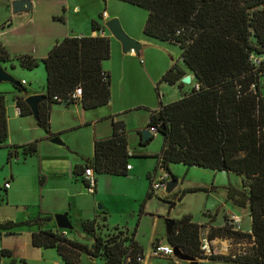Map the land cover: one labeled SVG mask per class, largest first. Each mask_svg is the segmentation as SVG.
Here are the masks:
<instances>
[{"label":"trees","instance_id":"obj_1","mask_svg":"<svg viewBox=\"0 0 264 264\" xmlns=\"http://www.w3.org/2000/svg\"><path fill=\"white\" fill-rule=\"evenodd\" d=\"M120 1L148 12L143 29L146 37L180 48L185 69L174 63L162 81L180 87L184 85L182 79L187 70L194 75L189 93L162 105L147 125L157 128V133L164 137L163 146L156 155L157 169L167 171L174 180L178 178L171 172L170 164L234 173L242 177L243 190L228 186L227 201L240 209L249 207L251 215L250 231H240L235 226L239 223L236 217L225 216L223 226H212L208 232L207 241L217 238L248 241L250 247L237 255L206 254L201 239L203 225L194 222L191 214L174 220L167 243L199 259L264 264V64L257 65L252 59L264 56V0ZM99 19H103V14ZM91 29L101 32L102 27L92 20ZM111 40L106 36L65 37L42 59L47 73V94L39 106L38 124L48 133V110L42 107L60 104L55 97L69 99L80 87L81 98L72 99L67 105L81 104L83 109L92 110L109 104L111 83L108 73L102 69V62L110 59ZM12 59L0 43V62ZM18 60L27 70L39 66V60L31 55H22ZM19 82L20 88L13 87L25 93L24 81ZM13 100L21 116H32L23 97L16 96ZM6 106L5 95L0 94V148L8 138ZM158 112L159 117L156 116ZM161 125L165 127L163 131L159 129ZM113 127L110 138L95 142L94 157L84 160L83 171L75 170L77 174L84 175L87 168H92L95 176L127 175L130 171L127 166L131 165L133 156L129 153L125 125L115 122ZM155 135L145 143L140 136V145H148ZM38 148L39 144L34 142L24 152L28 155ZM14 154L10 151L8 157ZM155 176H148L150 188ZM84 183L88 187L85 180ZM213 190L214 186L188 188L179 200L187 194ZM95 191L96 187L92 194ZM153 195L150 189L146 197L150 199ZM217 215H212V222ZM51 219L53 216L49 213H39L21 223L0 220V231L24 224L39 226L40 230L32 233V245L54 249L65 264H80L82 254L105 264L143 263L144 250L135 240L136 230L131 236L119 228L106 229L103 233L96 218L82 220L80 228L93 240L90 245L69 238L63 234L66 230H43L41 227ZM10 257V250L0 248V262Z\"/></svg>","mask_w":264,"mask_h":264},{"label":"crops","instance_id":"obj_2","mask_svg":"<svg viewBox=\"0 0 264 264\" xmlns=\"http://www.w3.org/2000/svg\"><path fill=\"white\" fill-rule=\"evenodd\" d=\"M15 0H2L0 1L3 8L2 16L0 17V43L5 47V49L10 53L11 57L13 58L11 62H0V66H6L4 69L9 72L13 77H16L19 81L25 80L22 78L24 76L23 72H34L33 70H27L20 66L18 58H14V55H21L22 54H31L34 58L39 60V66L36 68V71L32 74V77L29 81V87L26 88L25 93H19L10 83H4L5 85H1L0 87V94H4L6 97V103L8 101V96L11 97L10 104L6 106L7 112V121H8V138L3 147L0 148V152H4L3 155L0 157V210H9L10 216H4L0 220L5 221H12L14 223H21L22 222V213L26 215L30 213L28 220L33 219L39 215V213H49L50 215H54L57 213H65L68 210L67 203L70 199H74L76 194L69 192V185L73 184L74 180L77 181L80 179L84 183V177L81 174H77L76 171H83V165L85 164L84 157L86 158H93L94 157V148L95 142L99 140H104L110 138L113 134V125L115 122L123 123L125 125L127 139H128V149L129 153L132 154V158L130 159V164L132 169L127 173L126 176H119L124 178L127 186H137L136 183L140 185L141 192L143 190L144 194L142 197H146L148 192L150 191V181L148 176L153 175L152 170L145 169L144 174L146 176L145 180H141L140 178V168L137 165H132V160H146V159H157L156 154L150 152V144L143 146L140 145L132 147L130 146L128 132H127V124L126 121L120 118L121 114L125 111H128L131 106H127L126 103L128 100H124L123 95L121 98L118 97V103L115 101L109 102L108 105L99 107L92 110H85L83 109L81 104H72V105H60V104H51L50 106L47 104L43 106L42 109L48 110L49 115V125L48 131L49 133L41 126H39L38 121L34 119L33 116H21L16 112V105L14 102V97L19 96L26 99L32 95H46L47 94V73L45 71V67L42 61L47 54L49 53L50 49L58 42H60L65 37H82V36H106L112 38L110 34L105 30V32L100 31H92L90 34H83L79 32L78 24H70L69 18H64L63 16L60 19L62 20V24L65 25V29L61 34H55L52 31V27L45 24L37 25L36 24V16L34 10L37 2L39 0H30L31 2V9H21L15 12L12 8V2ZM76 6H74L73 11H76ZM31 11V13L26 14V12ZM103 13H106L104 11ZM20 17L18 27L15 26L12 22H10L13 15H17ZM107 14V13H106ZM53 15V14H52ZM59 15V14H58ZM99 15V14H98ZM58 19V18H56ZM109 19H112L107 14V19H92L98 21L101 27L105 24V22ZM91 20V21H92ZM88 28V27H87ZM86 30V29H85ZM84 31V30H83ZM102 31V30H101ZM9 32L17 34L18 36H14L10 38ZM132 37L136 38L141 43H152L149 39L144 38L142 35L138 36V38L132 34H129ZM18 42L22 46L14 47L15 50L12 49L14 43ZM28 41L29 43L24 45V43ZM164 43V42H163ZM167 44V43H165ZM112 45V41H111ZM151 45V44H150ZM164 46V45H161ZM25 48L26 50L23 52H17L19 48ZM116 48V45L114 46ZM119 48V47H117ZM141 52V51H140ZM136 55L135 53H130L128 57H120L119 62L117 63V74L120 77V82L125 81L128 77L131 76L133 67L129 62L128 59H134L139 57L140 53ZM21 53V54H17ZM20 57V56H19ZM110 60V59H109ZM105 60L102 62V69L103 71L107 72L109 75L110 83L114 84V66L111 63H107ZM174 63L172 62H165L162 61L161 66L158 62H152L149 67L146 69V76L150 80V82L156 83V90H160V86L165 88L167 93H171L172 90H178V95L171 96L168 94V100L166 103L160 101L159 106H145L148 108L150 113L149 120L153 113L159 111L162 105L169 104L171 102L177 101L181 99L185 94H188L191 86L188 89H185L184 85L180 87L176 85H170L165 81H162L163 75L172 67ZM3 65V66H2ZM134 75V72H133ZM145 76V77H146ZM191 77V83L194 81V75L189 72ZM27 83V82H26ZM25 83V85H26ZM162 83L163 85H161ZM2 84V83H1ZM165 86V87H164ZM170 86V88H168ZM172 88V89H171ZM112 91V90H111ZM264 94V90H263ZM165 97V94H163ZM162 94L159 99H162ZM144 105V104H142ZM143 107V106H139ZM70 108H73L70 111ZM12 121H17V125L12 127ZM144 128V127H142ZM140 127L135 128L140 133ZM147 128V127H146ZM145 128V129H146ZM59 137L65 145H56L51 143V138ZM142 136V135H141ZM140 140V139H139ZM37 142L39 144V148L36 152L26 155L25 149L32 143ZM10 151H13L15 154L12 158L8 157ZM86 152L87 154L83 153ZM90 153V154H88ZM192 168H199V167H192ZM143 169V168H141ZM144 170V169H143ZM171 170V169H170ZM209 170V169H208ZM155 171V170H154ZM153 171V172H154ZM213 171V170H211ZM172 172V170H171ZM213 181L212 184L209 186H188V188L194 187H215V190L210 192H197L191 194H204L206 196V202L202 209H198L196 212L193 210L189 212H183L180 216H173V220L180 219L183 215L191 214L193 216V221L197 222L200 225H203V228L206 230V235L208 236V232L210 227H221L224 225V221L221 223H217L216 220L212 222V215L214 213H218V209H222L223 217L227 216L228 218L236 217L239 223H242L244 218V210L240 209L232 205L231 203L227 202L226 197L224 196L219 203H215L214 200L210 196H215L216 191L222 190V188H226L228 186H233V184L227 182H223L220 186L216 184L217 181V173L219 171H213ZM70 174L69 178L68 175ZM225 175L229 179V175ZM234 174V173H233ZM79 175V176H78ZM104 175H111V174H99L96 176V191L93 195L95 197V203L97 204L99 201L103 205L102 209H95L93 208L92 214L87 213L85 220L96 218L98 220V224L101 226V231L104 233L108 229L119 228L120 230L125 231L130 236L135 232V240L142 246L140 240L138 239V229L140 224V219L138 223H136L135 228H128L127 226L123 225H116L112 227L109 225V214L110 212V203L107 198H101V195H104V191L102 189L105 186V182L107 177ZM116 176V175H113ZM41 177H43L41 179ZM179 181V180H178ZM8 182L10 184L9 188L3 187L4 184ZM85 184V183H84ZM179 185V183H178ZM241 185L243 187V182L241 181ZM236 188V187H235ZM241 190L239 188H236ZM227 190V189H226ZM243 190V189H242ZM225 195V193H224ZM46 197V198H45ZM49 197L51 203H49ZM185 197V196H184ZM211 198V199H210ZM143 198L139 199L142 200ZM208 200L210 204L208 205ZM213 201V202H212ZM30 203V204H29ZM136 204V203H135ZM213 205V207H212ZM246 209H249L247 207ZM148 210L145 208H141L140 215L141 220L145 216L153 215L148 214ZM34 215V216H32ZM218 216V215H217ZM70 220L72 222V218L69 214ZM102 219V220H101ZM251 219V215H250ZM158 220L155 219V226L156 229L154 230V237L152 240V247L155 243L158 242ZM82 221V220H80ZM236 224V228L240 231L247 232L251 230V227L248 230H243L240 224ZM46 225V227H45ZM43 225L41 228L43 230H58L54 219L49 220L46 224ZM105 225V226H104ZM127 227V228H126ZM29 232H16L17 230L11 229L9 231H5L4 238L8 239L9 241H3V247L1 249H8L12 252V258L16 261V257L14 256L15 249H13L12 245L14 246V240L12 238L18 237L25 239V241H21L19 247L22 250L30 251L34 257L40 258L43 256L40 251H33L37 248L32 245V233L39 231V226H32L29 227ZM107 229V230H106ZM25 233L30 236H25ZM63 234L66 235L64 232ZM207 238V237H206ZM13 240V241H10ZM75 240V239H73ZM208 240V239H207ZM224 239H215L213 241H208L209 251H206V254L216 253L221 255H237L240 252V249H236L235 253H229L228 251L224 250L225 247L221 246L218 243H222ZM232 240V239H231ZM92 241H90V245H92ZM165 241L167 242V235L165 236ZM81 242V241H80ZM83 243V242H82ZM159 243V242H158ZM167 245H169L167 243ZM239 245V244H237ZM143 248V246H142ZM44 249V248H42ZM52 250V249H51ZM144 250V248H143ZM152 250V248H151ZM145 253V252H144ZM88 256V255H87ZM145 256V255H144ZM151 257V255H150ZM91 258V257H90ZM169 259L171 264H183L178 259L174 257H165L164 259ZM21 261H27L25 255L19 256ZM94 260V258H91ZM199 264L202 262H213V263H220V264H240L235 262H224V261H213L209 259H199ZM62 260V259H61ZM63 261V260H62ZM58 264V262H56ZM142 264H150L148 263L147 259H144Z\"/></svg>","mask_w":264,"mask_h":264},{"label":"rangeland","instance_id":"obj_3","mask_svg":"<svg viewBox=\"0 0 264 264\" xmlns=\"http://www.w3.org/2000/svg\"><path fill=\"white\" fill-rule=\"evenodd\" d=\"M2 1V0H0ZM35 6V10L33 13H35L36 16V24L43 26L45 24H48V26L52 27V31L55 34H61L63 30L65 29V25L62 24V20L60 17L69 18L70 24H78L79 32H82L83 34H90L91 33V20L99 18L100 14H103L104 11L112 17L117 18L123 31L132 39L138 41L136 38L132 37L129 34H132L138 38V36L142 35L144 38H147L143 32L148 12L143 9L139 8L137 6H134L129 3L122 2L120 0H39ZM0 5L1 2H0ZM74 6H76V11H73ZM5 13V12H4ZM3 8L0 6V17L2 16ZM31 13V11L26 12V14ZM53 14V15H52ZM59 14V15H58ZM99 14V15H98ZM17 14L16 16L13 15L10 22L15 24L16 27H18V23L20 20V17ZM58 18V19H56ZM106 20V19H104ZM88 27V28H87ZM86 29V30H85ZM84 30V31H83ZM107 31L105 24L102 27L101 32ZM109 33V31H107ZM110 34V33H109ZM10 38H13L14 36H18L17 34H14L12 32H9ZM111 36V34H110ZM152 43L150 44H143V45H149L148 48L143 49L136 60L128 59L127 62H129L133 67H131L132 72L131 76L123 80V82H120V77L117 74L118 67L116 66L119 62L120 57H128L130 54H124L122 51L121 44L115 40L112 37V45H111V56L110 60L106 61L107 63H111L114 66V84L112 83L111 86V101H115V103H118V97L121 98V95H123L124 100H128L126 105L131 106L128 111H125L121 114L120 118L126 121L127 124V132H128V138L130 142V146L133 147L135 144L139 146L140 144V136L141 133L145 130L149 123V116L150 113L148 111V108L145 106H159L160 101L163 103H166L169 98L168 94L171 96L178 95V90H172L171 93H167L165 88H162L160 86L161 91L156 90V83L150 82V80L146 76V69L149 67V65L152 62H158L161 66L162 61L165 62H172V63H178L180 67L185 69V66L183 65L181 58H180V48L171 44H165L163 42H160L155 39L147 38ZM29 42L26 41L24 45L28 44ZM116 45V48L114 47ZM164 45V46H161ZM12 46V49L17 46H22L18 42L15 41V43ZM119 47V48H117ZM26 49L23 47L17 49V52H24ZM21 54V53H17ZM26 55V54H22ZM31 55V54H28ZM21 55H14V58H19ZM3 66V65H2ZM6 66H3L5 68ZM45 67V66H44ZM36 71V68H35ZM34 71V72H35ZM46 71V70H45ZM34 72H23L24 76L22 77L25 80L26 85L24 87H29V81L32 77L31 73ZM134 72V75H133ZM189 75V72L187 70L186 76ZM146 76V77H145ZM16 78V77H15ZM17 79V78H16ZM18 80V79H17ZM262 88H264V80L262 82ZM163 85L162 83H160ZM5 85L4 83L0 84ZM190 84H184L185 89H188ZM165 87V86H164ZM170 88V86H168ZM172 89V88H171ZM163 96L165 94V97L163 96L160 100L159 97ZM7 105L10 104L11 97H7ZM110 101V102H111ZM144 104V105H142ZM143 106V107H139ZM73 108H70V111H72ZM17 121H12V127L15 128L17 125ZM142 128L140 129V133H138V130L135 128ZM62 141V140H61ZM63 142V141H62ZM65 145V142H63ZM164 143V137L160 133H156L153 140L149 143L150 144V152L153 154H156L160 152L162 146ZM84 154H87L83 151ZM4 152H0V157L3 155ZM90 154V153H88ZM89 158L84 157L85 161H88ZM91 159V158H90ZM132 165L139 166L141 172H140V178L141 180H145L146 176L144 174L145 169H152V174H156V180L163 177L165 175V171L163 169H157V159H146V160H132ZM143 168V169H141ZM170 169L172 170V173L178 178L179 185L170 193L167 194L165 192V188L157 191L155 195L152 196V198L147 199V197H142L144 192L140 189V185L137 182L136 187L135 186H127L124 178L119 176H113V175H104L107 177V180L105 182V186L102 189L104 191V195H101V198L105 199L107 198L110 203V214H109V225L112 227H115L116 225H125L128 228H135L136 223H138V220L140 219L139 229H138V239L140 240L143 248H144V257L147 259L148 263L150 264H171L169 259H164L165 257H154L151 254V248H152V240L154 237V230L156 229L155 226V219L158 220V242L167 245V242L165 241V236L167 235V228H166V220L172 219L173 216H180L183 212H189L193 210L196 212L198 209H202L204 207V204L206 202V196L204 194H187L182 200H179L180 195L184 191V188L188 186H209L212 184L213 181V171L210 169H204V168H192L187 167L183 164H170ZM157 172L155 173V171ZM154 171V172H153ZM71 173H69L68 178ZM215 174V173H214ZM228 172H218L217 173V185H221L223 182H227L233 184L236 188L243 189L241 185L242 177L237 176L236 174L230 173L229 179L225 176ZM227 188V187H226ZM226 188H222V190L216 191L215 196H210L212 199H215V203H219L220 200L225 196L227 199V190ZM69 192L76 194L74 196V199H70L67 203V212L70 214L72 218V223L74 224L75 230L72 231H65L67 236L71 239H75L78 241H81L83 243H90L92 238L82 231L80 228V220H85V217L87 216V213H89L93 208H99V205L101 204L100 201L96 204L95 203V197L93 195L88 194L86 184H84L80 179L77 181L74 180L73 184L69 185ZM225 193V195H224ZM142 195V196H141ZM46 198V197H45ZM143 198L142 200H139ZM210 198V199H211ZM49 203H51L50 197H49ZM213 202V201H212ZM228 202V201H227ZM136 203V204H135ZM208 205L210 204L208 200ZM231 203V202H229ZM30 204V203H29ZM102 205V204H101ZM103 206V205H102ZM145 208L148 210V214H153L149 216L143 217L141 220L140 210L141 208ZM213 207V205H212ZM214 214L215 211H212ZM218 216H217V223H221L224 221L223 217V210L218 209ZM9 210H0V219L4 216H10ZM92 214V211L89 213ZM30 213H27L24 215L22 213V222H25L28 220ZM34 216V215H32ZM2 220V219H1ZM102 220V219H101ZM216 220V219H215ZM243 230H248L251 227V219H250V210L245 209L244 210V218L242 220V223H239ZM46 227V225H45ZM126 227V228H127ZM29 226L19 225L14 228V230H17L16 232H29ZM5 234L3 231H0V248L3 247V241L7 242L8 239L4 238ZM30 236L29 233L25 236ZM206 230L204 228H201V239L206 241L207 240ZM14 242V246L12 245L13 249H15L14 256L16 257V261L13 263L12 258H3L0 262V264H65L61 258L58 256L57 252L54 249H42V248H31L34 249L33 251H40L41 254H43L42 257L37 258L32 255L30 251L22 250L21 247H19L20 242L25 239L20 240L21 238L14 237L12 238ZM10 240V241H13ZM222 243H218L221 246L223 245L224 250L228 251L229 253H235L236 249H240V251H243L244 249H248L250 246L248 245V241H235L231 239H224L222 240ZM19 244V245H18ZM239 244V245H237ZM154 246V245H153ZM25 255V258H27V261H21L19 259V256ZM151 255V257H150ZM144 258V259H145ZM144 262V260H143ZM183 264H188L187 262L180 261ZM80 264H105L100 259H91L86 254H82L80 258ZM200 264H220V263H213V262H202Z\"/></svg>","mask_w":264,"mask_h":264},{"label":"water","instance_id":"obj_4","mask_svg":"<svg viewBox=\"0 0 264 264\" xmlns=\"http://www.w3.org/2000/svg\"><path fill=\"white\" fill-rule=\"evenodd\" d=\"M31 6L32 5H31L30 0H15L12 2V8L15 12L21 9H24V8L31 9ZM105 27L107 31H109L111 36L121 44L122 51L124 54L135 53L136 55H138L140 51L149 47V45H143L139 43L138 41L130 38L123 31L117 18H112V19L107 20L105 22ZM182 82L184 84H190L191 77L190 76L184 77L182 79ZM1 83H10L16 88L21 87L19 80H17L9 72H7L3 67L0 66V84ZM45 100H46L45 95H32L25 99L26 103L28 104V106L30 107L32 111V116L34 117L36 121L39 120V106ZM156 116L157 117L160 116L159 112L156 114ZM151 129H152V126H149L141 133L143 143H145L152 137L153 134L150 131ZM159 129L163 131L165 129L164 125H161ZM50 141L52 144L64 145L61 139L57 136L51 138ZM178 183H179L178 180H174L173 178H171L165 186V192L167 194H170L178 186ZM99 209H102L101 204L99 205ZM53 219L58 229L66 230V231H72L74 229V225L70 220L68 212L54 214ZM174 224H175V221L173 219L166 220L167 235H170L172 233ZM172 252H173L174 258L178 259L179 261H184V262H187L188 264H199V261L197 258L190 256L188 254H185L178 247L173 246Z\"/></svg>","mask_w":264,"mask_h":264},{"label":"built area","instance_id":"obj_5","mask_svg":"<svg viewBox=\"0 0 264 264\" xmlns=\"http://www.w3.org/2000/svg\"><path fill=\"white\" fill-rule=\"evenodd\" d=\"M103 18L107 19V14L103 13ZM254 63H256L257 65H261L262 63L264 64V56H262V58H252ZM105 75V73H104ZM25 84V82H23ZM198 87V86H196ZM82 96V89L80 87L76 88L74 92H72L71 97L69 99L63 100L61 98L55 97L57 102H60V105H67V103H69L72 99L73 100H79ZM16 112L21 115V110L20 108L16 107ZM153 134L157 133V128H152L150 130ZM128 170L132 169L131 165L127 166ZM165 171V170H164ZM88 187L87 190L89 193H93L94 192V188L96 187V176L94 173V170L92 168H87L84 172L83 175ZM171 179V177L169 176V174L167 173V171H165V175L161 178H159L158 180H156V176L154 178L153 184L151 186V191L155 194L157 191L165 188L167 182ZM6 189L10 187V184L8 182H6L4 184V186ZM236 220V219H235ZM203 250L205 251H209V245H208V241H204L203 243ZM151 254L154 257H171L173 256V252H172V246L170 245H163L161 243H158L157 245H154L152 247V251Z\"/></svg>","mask_w":264,"mask_h":264},{"label":"clouds","instance_id":"obj_6","mask_svg":"<svg viewBox=\"0 0 264 264\" xmlns=\"http://www.w3.org/2000/svg\"><path fill=\"white\" fill-rule=\"evenodd\" d=\"M105 19V18H104Z\"/></svg>","mask_w":264,"mask_h":264}]
</instances>
